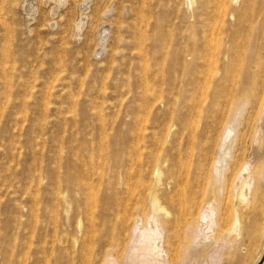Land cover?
<instances>
[{"label": "rangeland", "instance_id": "1", "mask_svg": "<svg viewBox=\"0 0 264 264\" xmlns=\"http://www.w3.org/2000/svg\"><path fill=\"white\" fill-rule=\"evenodd\" d=\"M262 252L264 0H0V264Z\"/></svg>", "mask_w": 264, "mask_h": 264}, {"label": "bare ground", "instance_id": "2", "mask_svg": "<svg viewBox=\"0 0 264 264\" xmlns=\"http://www.w3.org/2000/svg\"><path fill=\"white\" fill-rule=\"evenodd\" d=\"M250 170V166L249 165H245L243 168V172H247ZM242 174V173H241ZM253 174H251L250 176H252ZM263 251V250H262ZM262 255V256H261ZM260 255V259L258 260V262L256 264H263L264 263V252H262Z\"/></svg>", "mask_w": 264, "mask_h": 264}]
</instances>
